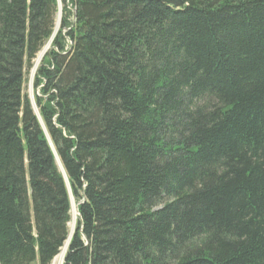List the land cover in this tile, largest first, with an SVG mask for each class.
<instances>
[{
	"label": "trees",
	"instance_id": "obj_1",
	"mask_svg": "<svg viewBox=\"0 0 264 264\" xmlns=\"http://www.w3.org/2000/svg\"><path fill=\"white\" fill-rule=\"evenodd\" d=\"M62 3L0 0V264H264V0Z\"/></svg>",
	"mask_w": 264,
	"mask_h": 264
},
{
	"label": "rangeland",
	"instance_id": "obj_2",
	"mask_svg": "<svg viewBox=\"0 0 264 264\" xmlns=\"http://www.w3.org/2000/svg\"><path fill=\"white\" fill-rule=\"evenodd\" d=\"M58 2H59V13L57 15L56 28H55L54 35L57 34V32L59 31L60 25H61V19H62L61 17H62L63 3H62V0H58ZM52 39H53V37H52ZM52 39L46 44L44 49L39 53L36 60L33 62V66L28 71L27 76H26L25 94H27L29 96L37 114H38V111H37V108L35 106V96H36L37 92H35V89H34V80H35V75L37 73V70L40 67V63L42 62L45 55L51 50ZM73 202H74V200H73ZM75 206H76V203H75ZM76 208H77V206H76ZM72 213H73V206H72ZM77 221H78V217H77L76 222L75 223L73 222V214H72V220H71V224H70V236L72 234H74ZM63 250L61 251L59 257L62 255ZM58 263L59 262L56 259V261L54 260V262L52 264H58Z\"/></svg>",
	"mask_w": 264,
	"mask_h": 264
},
{
	"label": "bare ground",
	"instance_id": "obj_3",
	"mask_svg": "<svg viewBox=\"0 0 264 264\" xmlns=\"http://www.w3.org/2000/svg\"><path fill=\"white\" fill-rule=\"evenodd\" d=\"M72 206H73V213H72L73 214V222L75 223L76 220H77V217L79 215L77 213V208L75 206V202H72ZM63 249H62L63 250L62 255L60 257L58 256L59 258L58 257L56 258L58 260V262H59L58 264H63V259L65 257L66 251H67V245ZM56 259H55V261H56Z\"/></svg>",
	"mask_w": 264,
	"mask_h": 264
},
{
	"label": "water",
	"instance_id": "obj_4",
	"mask_svg": "<svg viewBox=\"0 0 264 264\" xmlns=\"http://www.w3.org/2000/svg\"><path fill=\"white\" fill-rule=\"evenodd\" d=\"M54 37V36H53ZM53 40V39H52ZM72 201H73V199H72ZM77 213H78V215H79V212H78V209H77ZM72 236H73V234L70 236V239L72 238ZM64 259H65V257H64ZM64 259H63V263H64Z\"/></svg>",
	"mask_w": 264,
	"mask_h": 264
}]
</instances>
